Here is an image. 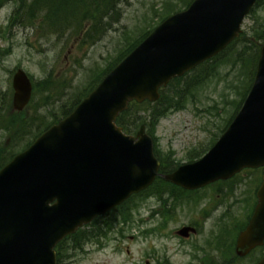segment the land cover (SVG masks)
<instances>
[{"label":"rangeland","instance_id":"1","mask_svg":"<svg viewBox=\"0 0 264 264\" xmlns=\"http://www.w3.org/2000/svg\"><path fill=\"white\" fill-rule=\"evenodd\" d=\"M63 1L0 0V147L7 155L25 148L86 95L131 44L191 0H116L114 5L84 0L67 18L74 0H65L59 21ZM242 29L246 38L206 66L211 73L186 89L182 106L149 127L153 149L173 161L172 168L205 153L238 109L256 68L264 2L246 16ZM19 67L34 84L21 111L12 107V75ZM260 179L261 169L249 167L186 193L156 182L104 216V234L89 235L73 247L64 240L61 264H255L256 253L231 258ZM184 224L198 230L182 239L174 231Z\"/></svg>","mask_w":264,"mask_h":264},{"label":"water","instance_id":"2","mask_svg":"<svg viewBox=\"0 0 264 264\" xmlns=\"http://www.w3.org/2000/svg\"><path fill=\"white\" fill-rule=\"evenodd\" d=\"M256 0H192L162 20L63 119L0 168V264H56L66 235L149 186L159 175L186 189L263 167L257 203L236 253L264 238V43L250 89L232 120L199 159L159 172L144 124L126 134L115 120L132 100L159 89L223 50L242 31ZM12 104L28 103L31 80L12 76ZM196 229L183 225L188 236ZM257 264H264V258Z\"/></svg>","mask_w":264,"mask_h":264},{"label":"trees","instance_id":"3","mask_svg":"<svg viewBox=\"0 0 264 264\" xmlns=\"http://www.w3.org/2000/svg\"><path fill=\"white\" fill-rule=\"evenodd\" d=\"M83 1L84 0H78V2H77V0H74L72 5H71V10L68 11V13L66 14L65 18H67L69 15H71L73 13V10L75 8H77V5L82 3ZM115 1L116 0H108V3H111L109 5H114ZM263 2H264L263 0H257L256 3L254 4V7L261 5ZM64 4H65V0L61 3L62 11L60 13L61 16L59 17V21L61 20L62 16H64V8H63ZM89 4H90V2H89ZM253 8L251 9V11L253 10ZM102 12L103 13L106 12V8ZM168 14H166V15H168ZM46 18H47L48 21L51 22L50 18H48V17H46ZM65 18L62 21L61 25L65 24V22H67L66 21L67 19H65ZM56 21H57V19H56ZM242 34H244V31H242L241 34L237 38H235L223 51L218 53L216 56L208 59L207 61H205V63L203 62L202 64L198 65L197 67L193 68L192 70H190L189 72H186L185 74H183L181 76H177V77L172 78L168 82V84L166 86H164V87H162L160 89V96H159V98L157 100H155L153 102H150L148 100H144L142 102L131 101L128 104L127 108L124 111H122L117 116L116 124L119 125L124 132L133 134V133L136 132L135 128L137 126H140V124L144 123L145 124V128H146V132H149L148 131V130H150L149 127H152L153 121L155 119H158L159 117L165 115L168 111H170L172 109H178L179 107L182 106L181 105L182 104V99H184V95H185L186 89L188 90L189 88L193 87L194 85H196L198 83H202L208 77V74L211 73V68L210 67L206 68V66H209L214 60L216 61L218 58H220L223 55V53L227 49H229L235 42H239L242 38H246ZM144 36H142L140 39H138L133 44H131L130 45L131 47L127 51H125L114 64H116L119 60H121V58H123V56H125L134 46H136V44L139 41H141ZM259 39H261L262 43L264 42V30L261 32V34L259 36ZM257 49H258V52H257L255 61H257L260 47H258ZM190 75H193V76L191 78H188V77H190ZM251 79H253V76H251ZM95 86L96 85H94V87ZM249 86H248V89H249ZM245 95H246V93H244L242 95L241 102H242V100H243ZM78 102H79V99L75 100L72 103V105L69 106L68 110L65 111L60 117L66 115L69 111H71L72 108ZM144 106H146V107H144ZM139 108L144 112L143 115H140L138 113L139 112V110H138ZM22 114H23V112H22ZM232 116H231V118H232ZM60 117H58V118H60ZM58 118H56L55 120H57ZM230 119H229V121H230ZM229 121L227 122V124L229 123ZM52 122H55V121H52ZM226 125L224 126V128L226 127ZM42 131H40V132H42ZM36 136H34V138ZM154 153L157 156L155 149H154ZM13 155L14 154L7 155L4 152V149H2L0 147V167L2 165H4ZM157 158L160 160V171L161 172H169V171L174 169V168H172L173 161L168 163L166 160H164V159H162V158H160L158 156H157ZM156 182L157 183L162 182V183L168 185V187H170L171 189H174V188L176 189L177 188L174 184H172L170 182H167V181H165L164 179H162L160 177H156V179L151 184V186L152 185L154 186L156 184ZM146 190L147 189H145L143 192H145ZM113 210H111V211H113ZM111 211H109V212H111ZM109 212H107L106 214H103V215H100V216L96 217L90 223L84 225L81 228H78L75 232H73L72 234H69L64 239H62L60 242H58L57 245H56V248H55V251H56V264H61L63 250H64V247H63L64 240H68L69 239L70 243H71V245L73 247V246L81 245L82 244V240L87 238L89 235L98 236L100 234H104L105 233L104 227L106 226V221L105 220L107 219L106 217H105L106 219H104V216H106ZM99 217H103V218L99 219Z\"/></svg>","mask_w":264,"mask_h":264},{"label":"flooded vegetation","instance_id":"4","mask_svg":"<svg viewBox=\"0 0 264 264\" xmlns=\"http://www.w3.org/2000/svg\"><path fill=\"white\" fill-rule=\"evenodd\" d=\"M177 188H178L180 191H182V192H185V193L187 192L186 190L181 189V187H179V186H177ZM255 204H256V202H255ZM255 204H254V207H255ZM254 207H253V209H252V213H253ZM252 213H251V214H252ZM249 217H250V216H249ZM248 221H249V219L247 220V223H248ZM247 223L243 226L242 230H243L244 227L247 225ZM191 225H195V224H191ZM195 227H196L197 230H198V227H197L196 225H195ZM242 230H240V231H242ZM240 231H239V232H240ZM237 235H238V234H237ZM237 235H236V237H235V239H234V242L232 243V245H233V253H234V255H232V258H231V259H235V258H237V259H238V258H243V257L249 256V255H252L253 253H256V255L258 256V258H257L255 264H257L259 260H261L262 258H264V239H262L261 243H258L257 245H255V246H253L252 248H250L249 251H248L246 254H244V255H239V254H237V253H236V238H237Z\"/></svg>","mask_w":264,"mask_h":264}]
</instances>
